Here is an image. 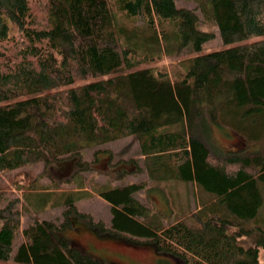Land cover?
Instances as JSON below:
<instances>
[{
  "label": "trees",
  "instance_id": "16d2710c",
  "mask_svg": "<svg viewBox=\"0 0 264 264\" xmlns=\"http://www.w3.org/2000/svg\"><path fill=\"white\" fill-rule=\"evenodd\" d=\"M206 1L223 44L237 45L199 54L215 34L176 0H0V264H111L60 236L67 223L23 225L22 196L64 160L105 175L98 154L110 151L81 156L124 137L147 181L92 187L109 232L150 248L156 264H264V0ZM213 127L245 146L217 148ZM178 181L197 189L194 210L137 198L150 182L165 194Z\"/></svg>",
  "mask_w": 264,
  "mask_h": 264
},
{
  "label": "rangeland",
  "instance_id": "374dc122",
  "mask_svg": "<svg viewBox=\"0 0 264 264\" xmlns=\"http://www.w3.org/2000/svg\"><path fill=\"white\" fill-rule=\"evenodd\" d=\"M176 6L195 9L199 18L198 29L215 34L213 40L206 43L199 54L219 51L238 44H223L212 18L211 6L206 0H176ZM191 56L194 54L181 55L182 58ZM210 140L212 144L223 151L237 150L245 146L239 136L214 127L211 128ZM97 149L111 152L110 157L105 153L98 154L97 170L107 173L105 175L97 172L77 174L73 160H64L47 166L39 175L34 189L30 191L31 198L22 196L25 211L22 224L33 219L67 223L60 236L90 256L111 264H156L157 257L150 248L135 246L129 239L107 230L111 220L110 207L98 195L89 194L93 192L92 187L96 185L113 188L120 184L147 181L144 173H134L136 164L142 165L137 141L133 137L120 138L84 152L81 159L93 160V153ZM38 171L40 172L41 169ZM121 173H125L123 178L116 180ZM15 180L23 182L25 185L29 182L23 175L16 177ZM55 182L60 184V189H64L72 195L66 196L56 190L53 191L50 186ZM155 184L157 182H150L145 190L138 193L137 198L145 205L153 204L161 211L168 212V203L173 202L181 214L188 210H194L198 205L196 198L199 194L192 185H184L181 181L171 182L170 184H174L173 189L164 194L153 188ZM50 190L51 192L48 193L47 191ZM12 191L18 194L15 186H12ZM260 191L263 204L259 212L258 225L264 229V183L260 185ZM67 198L73 199V202L64 204ZM101 226L105 231L101 230ZM257 238L258 235L253 234L242 240L241 244L245 247L252 246ZM260 260L264 263V252L260 253ZM2 264L16 263L3 262Z\"/></svg>",
  "mask_w": 264,
  "mask_h": 264
}]
</instances>
